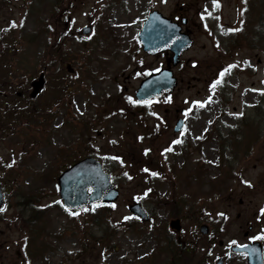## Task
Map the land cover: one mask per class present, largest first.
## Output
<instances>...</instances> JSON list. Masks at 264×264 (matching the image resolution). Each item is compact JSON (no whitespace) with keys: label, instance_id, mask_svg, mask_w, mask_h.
Returning <instances> with one entry per match:
<instances>
[{"label":"rangeland","instance_id":"obj_1","mask_svg":"<svg viewBox=\"0 0 264 264\" xmlns=\"http://www.w3.org/2000/svg\"><path fill=\"white\" fill-rule=\"evenodd\" d=\"M51 1L9 0V10L3 12V24L9 17L17 22L22 18L23 3L34 10L41 3V20L52 29L40 34L33 49L17 29L13 46L16 61L12 63L19 69L16 73L25 78L46 69L55 84L48 85L35 100L43 112L38 120L47 121L43 132L25 128L21 135L25 149L15 144L17 135L0 141V160L9 166L0 170L7 192V207L0 213V264H201L210 243L196 226L206 220L215 223L220 212H228L230 217L216 246L211 247L215 257L222 253L217 246L220 239L243 240L242 232L247 229L239 225L244 221L237 212L252 216L264 202V138L252 136L247 140L254 161H239L235 172L228 175L226 164H220L222 171L217 167L221 144L211 131L221 125L226 136L227 127L234 126L232 113L252 107L258 102L253 89H263V48L244 43L226 54L214 46V32L225 34L240 23L245 0H218L215 7L213 0H59L71 15L69 32L75 33L94 20L99 22L94 23L95 34L82 41L60 39L63 19L60 22L57 18ZM178 2V6H186L194 39L181 63L173 68L182 81L170 100L166 97L151 104H133L127 97L135 99L143 74L165 65L162 56L147 55L137 42L141 20L152 8L169 16ZM253 3L255 10L261 9L260 1ZM201 13H205L203 19ZM47 16L49 21H45ZM252 26H257L254 18ZM37 28L34 17L29 16L26 36ZM64 62L76 71L62 74L63 90L55 72ZM231 63L241 69L226 73L225 86L218 84L213 92L209 85ZM244 65L253 72L244 70ZM6 70L1 77L8 78L15 69ZM217 94L223 102L226 99L224 108ZM209 96L211 100L203 107L192 103L206 101ZM260 103L264 105V101ZM186 109L191 111L186 114ZM251 113L252 109H247V114ZM177 117L186 118L184 134L172 130ZM216 117L221 118L220 123L213 126ZM254 132L252 127L251 134ZM208 135L209 139L202 140ZM178 139L182 143H172ZM231 147L234 149V143ZM168 148L171 150L164 151ZM145 149L150 151L145 154ZM23 151L22 159L19 155ZM87 155L97 157L120 189L115 207L112 204L105 218L97 221L95 214L71 215L59 207L56 174ZM117 156L121 159L113 158ZM224 157L230 156L226 152ZM150 170L159 173L158 180L151 179ZM243 180L251 181L255 188L244 187ZM229 194L232 199H227ZM25 195L31 197V203H21ZM136 200L152 213L151 223H129L133 219L127 205ZM176 214L178 217L171 216ZM172 218L180 219V234L170 229ZM180 243L188 250L177 251Z\"/></svg>","mask_w":264,"mask_h":264},{"label":"water","instance_id":"obj_2","mask_svg":"<svg viewBox=\"0 0 264 264\" xmlns=\"http://www.w3.org/2000/svg\"><path fill=\"white\" fill-rule=\"evenodd\" d=\"M161 18L157 13H151L143 23L139 34V41L143 43L147 53H157L163 48L173 46L177 51L173 64L177 63V56L188 48L192 40L186 35L178 33V29ZM169 24V25H168ZM89 32V27L84 29ZM67 67L71 70L69 65ZM43 80L33 83L31 95L35 96L41 89ZM176 87V78L168 68L159 70L142 81L140 88L136 93L139 100H150L155 96H161L163 93H169ZM181 127L180 121L175 127ZM60 195L64 201V206L72 210H81L89 207L92 203H103L105 201H114L118 190L114 188L111 177L94 158H88L72 165L64 171L59 177ZM0 207H3V194L0 193ZM129 209L135 214L140 215L147 220L148 217L138 202L129 206ZM179 228L177 222L172 223ZM257 253L249 259V264H263L262 254L258 249L253 251Z\"/></svg>","mask_w":264,"mask_h":264},{"label":"flooded vegetation","instance_id":"obj_3","mask_svg":"<svg viewBox=\"0 0 264 264\" xmlns=\"http://www.w3.org/2000/svg\"><path fill=\"white\" fill-rule=\"evenodd\" d=\"M9 7H10L9 0H0V33H3L4 30H6L8 27L11 26V20H10L11 17L8 18V20L6 21V24H3L4 23L3 21L6 20V16L4 17L3 12L5 11V9L9 10ZM17 8H19V6H17ZM25 8H27V6H25L23 3L21 11H23ZM13 9H14V6H12V11H13ZM12 14L15 15V11ZM185 14H186V6H179L178 8H176L173 11V14L169 15V18H171L172 20L174 19L176 21L181 22L180 17L184 16ZM6 15H11V14L6 13ZM191 24H192V22L189 23V18H188V21L184 24L183 29L190 32L191 35L193 36L192 30L189 28L191 26ZM0 48H2L1 45H0ZM2 53H3V48H2ZM162 56H164L165 62H167L170 60L171 54L169 52L165 51V52H163ZM7 88H8V83L5 80V77L0 76V112H2L8 106V104H7V96H8ZM260 135H263V132H261ZM248 158L249 157H246V159H248ZM248 160L254 161V159H252V158H249ZM245 162H246V160H245ZM243 185H244V187L247 186L244 183H243ZM247 187H249V186H247ZM251 188L254 189L255 186L253 185ZM242 193H244V192H242ZM232 198H233V196H231V194H229V196L227 197V199H232ZM238 203L239 204L243 203V199L241 197L238 198ZM227 214H229V213L227 212L225 214V216ZM242 214L243 213H241V212L240 213L237 212L236 216L239 219H243V221H244L242 224H239V225L244 226L247 229L244 232H242L244 239L240 240L239 238H236V237H230V238H227L226 241H223V239H220L218 242L217 246L220 250H222V253L219 254V256H221V258L223 259V261H224L223 264H247L246 260H245L246 255H244L242 253L237 254V253H234L230 250L231 246L233 245L231 243V241H236L235 244H238V243L249 244L250 242L255 241V240L249 239V237L258 236L262 231H264V215H261L260 212H254V214H252V216H250V215L247 216L246 212H245V215H242ZM258 216L260 217L259 219H257ZM228 217H230V216H228ZM226 221H227V218L222 217V216H218L215 223H212L208 220H206V222H204V223L199 222L197 229L201 224H206L207 228H208V233L205 237H203V239L208 241L211 246H214L216 243V240L221 237L220 233L223 232V229H224L223 225L226 223ZM216 223H218V226L215 225ZM256 240L262 241V239H256ZM216 259L217 258L214 257V254H213V250H210L208 252V259H206L204 261V263H201V264H215ZM236 259H238L239 261H236Z\"/></svg>","mask_w":264,"mask_h":264},{"label":"snow or ice","instance_id":"obj_4","mask_svg":"<svg viewBox=\"0 0 264 264\" xmlns=\"http://www.w3.org/2000/svg\"><path fill=\"white\" fill-rule=\"evenodd\" d=\"M217 4H218V0H213V6L215 7V6H217ZM208 15H211V13H207ZM204 15H205V13H201V18L203 19L204 18ZM11 26L12 27H15L16 26V22L15 21H13V22H11ZM49 27H51V25H49ZM205 27H207V25L205 24ZM231 31H238V29H231ZM194 64H195V62H193ZM246 64L248 63L247 61L245 62ZM234 67H236V65L235 64H229L226 68H224L223 70H221L220 71V73H219V75H218V77L216 78V79H214L212 82H211V84L209 85V87H210V89L214 92L215 91V89H216V86L218 85V84H221L222 83V78L225 76V74L226 73H228L232 68H234ZM153 71H159V69H153ZM137 75H140V73H137ZM253 91H264V90H257V89H253ZM127 99L131 102V103H133V104H151L152 103V101L151 100H136V99H133V97H131V96H128L127 97ZM169 100L171 99V97H169L168 98ZM211 100V96H209L208 97V100H206V101H193L192 103L194 104V105H198V106H200V107H203L206 103H208L209 101ZM189 111H191V109H186L185 110V113L187 114V112H189ZM153 115H155V113H153ZM232 115H237V116H239V115H243V113H232ZM141 139H142V137H141ZM173 144H176V143H182V141L181 140H175V141H173L172 142ZM171 149L170 148H168V149H165L164 151H170ZM148 151H150L149 149H145V154H147V152ZM114 159H117V160H120L121 158L120 157H113ZM122 162V161H121ZM144 171H149L148 169H144ZM153 176H155V175H159V173H156V172H152L151 173ZM125 175H127V173H125ZM243 183L245 184V185H247V186H249V187H252L253 185L251 184V181H249V180H243ZM150 191V190H149ZM145 195H147V193H145ZM53 203H57V202H53ZM113 207H115V204H113L112 205ZM41 207H47V205H41ZM65 208H66V211H68L71 215H77V213L76 212H73L72 211V209H70V208H67L66 206H65ZM5 210V208L4 207H0V212H3ZM95 209H93V211H94ZM259 212H260V214L261 215H264V207H261L260 209H259ZM219 215L220 216H222V217H225V218H227L226 216H225V214L224 213H219ZM129 217H125V219H128ZM260 217L258 216L257 217V219H259ZM249 239H251V240H256V239H264V231H262L258 236H251V237H249ZM231 243L232 244H235L236 243V241H231ZM240 247H245L244 245H241Z\"/></svg>","mask_w":264,"mask_h":264},{"label":"trees","instance_id":"obj_5","mask_svg":"<svg viewBox=\"0 0 264 264\" xmlns=\"http://www.w3.org/2000/svg\"><path fill=\"white\" fill-rule=\"evenodd\" d=\"M261 3H262V6H261V9H257L255 10L254 12V15L256 17H259L261 14H262V18L261 20H264V3L263 1L261 0ZM247 14L248 15H251L250 11H247ZM254 32L257 34V37L258 39H263L262 38V34H261V31H255V30H252L250 33H248L246 30H243V33H239L237 31H230L229 34L227 36H225V39H221L220 41V48L222 49V51L226 54H230L233 50H237L236 48L237 47H241L242 44L246 43V44H251L252 41H254ZM261 34V35H260ZM264 46V45H263ZM262 99L264 98V94H263V97H261ZM260 111V113H263L264 114V109H261V106L260 108L258 107L257 108V111ZM27 118L29 119H32V115H28ZM259 118V117H258ZM243 123H249V119L247 117H245L244 119L241 120ZM229 134H232L231 132ZM22 202H28V203H31V197L30 196H27L25 195L24 196V199ZM171 205L174 204V202H171L170 203ZM97 210L93 213V215L95 214V216L93 217L94 218V221H97V220H100L102 218H105V215L107 214L108 210H106L104 207H99V208H96ZM178 251H179V248H178Z\"/></svg>","mask_w":264,"mask_h":264}]
</instances>
